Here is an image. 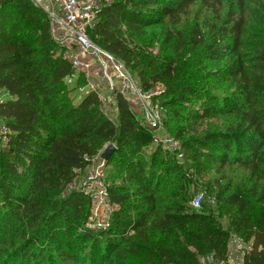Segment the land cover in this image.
<instances>
[{
	"label": "trees",
	"instance_id": "obj_1",
	"mask_svg": "<svg viewBox=\"0 0 264 264\" xmlns=\"http://www.w3.org/2000/svg\"><path fill=\"white\" fill-rule=\"evenodd\" d=\"M109 1L89 38L129 73L137 58L131 44L145 35L152 21L172 19L196 2L217 11L221 20L220 10L226 7L222 26L211 41L205 44L196 25L190 44L192 49L202 47L205 59L216 66L214 77L233 92L220 102L211 92L186 85L178 100L199 102L194 119L222 115L237 120L227 132L206 131L193 140L192 158L201 166L237 165L249 173L251 187L245 193H229V188L219 192L214 203L215 208L221 206L218 217L174 203L158 204L156 195L165 188L153 174L166 165L154 160L146 166L142 160V150L155 140L152 130L120 96L115 101L117 124L101 114L95 95L76 100L74 87L65 83L71 66L53 50L46 14L29 0H5L0 5V119L11 135L0 153V213L9 228L0 230V264L32 259L33 246L44 237L51 238L62 257L63 245L69 252L76 250L71 223L81 215L85 199L72 192L63 197L62 192L107 144L116 150L105 166L122 161L125 181L133 189L126 193L107 189L109 202L119 209L91 242L93 264L99 252L100 264H123L128 257L147 264H200L201 259L225 263L230 229L247 233L244 264H264V0ZM174 73L171 64L142 70L141 87L149 90ZM179 118L187 122L184 116ZM249 192L260 205L257 219L246 198ZM130 199L135 201L130 207L134 215L125 211ZM222 209L228 229L218 220ZM156 233L159 239L149 247ZM90 239L86 236L83 242ZM62 260L66 264L72 259Z\"/></svg>",
	"mask_w": 264,
	"mask_h": 264
},
{
	"label": "rangeland",
	"instance_id": "obj_2",
	"mask_svg": "<svg viewBox=\"0 0 264 264\" xmlns=\"http://www.w3.org/2000/svg\"><path fill=\"white\" fill-rule=\"evenodd\" d=\"M102 3L105 5L110 1L102 0ZM225 11L226 7L224 6L220 10L221 20H219L217 11L203 7L196 2L186 12L176 15L172 19L164 17L152 21L146 28L145 35L131 44L132 47H135L137 58L133 62L135 68L131 69L129 67L132 78L140 88L141 94L145 96L143 100L145 109L151 113H157L159 117L158 128L152 131L154 142L142 150V160L146 162V166L151 165L154 160L156 162L162 161L166 165L164 170L161 171L160 168H157L153 174L154 177L160 180V185L165 188V192L156 195L158 204L174 203L189 211H195L190 207V202L196 194L201 193L204 209L200 208L201 210L199 209L196 212H203L207 215L212 212L215 216L219 214H217V210L221 206L215 208L212 201L218 193L225 188H229V193H233L235 190L247 192L251 187L249 173L237 165L220 167L217 163L202 166L199 163L194 164L192 158L193 140L201 137L206 131L227 132L228 129L235 127L237 120L222 115L194 119L192 115L199 109V102L193 99L187 103H180L178 97L182 94V89L186 85H191L193 88L202 91H209L219 97L220 102H222L223 97L233 92L227 84L214 77L216 66L205 59L202 47L192 49L190 44L191 35L196 25L205 44H208L212 35H216L218 28L222 26ZM53 42V50L56 52V56L62 55L65 49L54 40ZM170 64L175 67L172 79L166 80L164 83H156L149 90L142 89L139 78V73L142 70L152 68L155 65L163 69ZM98 92L102 97V100L99 101V111L114 124H117V112L113 109L114 105H111L112 93L105 87L99 89ZM73 103L76 102L73 101ZM139 109L142 110L139 105L135 108L130 106V110L136 115L139 122L147 125L143 113ZM179 116H184L187 122H181ZM106 146L97 152V156L88 167L76 172L73 183L68 185L62 192L63 197L72 192L77 195L81 194L85 199L81 215L71 223L73 230L70 233L73 234L77 243L76 250L69 252L65 245L61 248L64 254L63 257H71L72 259L68 260L66 264H93L89 259L92 248L91 242L97 238L100 231L107 228L113 214L119 209L117 205H112L109 202L108 196L103 197L100 190L111 188L116 193H126L133 189L130 185L131 182L125 181L127 177L122 168V161L116 160L107 167L105 165L101 167L103 151ZM5 150V143L0 141V153ZM157 153H160L161 157L158 158ZM167 168H169V171L166 170ZM17 195H20V193H17ZM246 198L252 203V218L257 219L260 205L250 192L247 193ZM134 203L135 201L130 199L125 204V211L132 213L131 215H134L130 208L134 207L132 206ZM222 212L223 214L218 220L221 221L225 229H228L227 215L224 209H222ZM2 215L0 213V230L3 227L8 230L9 228L5 227L6 223L4 222L6 221L3 220ZM230 233L232 237L228 250L235 249V252L232 250L231 258L233 262L238 263L249 245L246 240L247 233H238L235 232V229H230ZM86 236H91V239L83 242ZM158 239L159 234H154L149 241V247H152V243ZM98 241H102V238H98ZM6 245H8L6 249L9 253L12 247L9 242ZM56 248L57 246L51 238H40L32 248V259L29 258L20 264H65L62 260L63 257L58 255L59 252L56 251ZM100 254L101 252L98 253V260L94 264L101 263ZM151 254L157 259L153 250ZM75 258L76 260H74ZM6 261L8 262L9 258H6ZM126 263L147 264L139 258L133 257L123 260V264ZM200 264H209V261L201 259ZM226 264L233 263L226 262Z\"/></svg>",
	"mask_w": 264,
	"mask_h": 264
},
{
	"label": "built area",
	"instance_id": "obj_3",
	"mask_svg": "<svg viewBox=\"0 0 264 264\" xmlns=\"http://www.w3.org/2000/svg\"><path fill=\"white\" fill-rule=\"evenodd\" d=\"M5 0H0V5ZM33 6L40 9L49 20L52 39L61 45L65 51L60 56L67 61L72 72L65 78L69 87H74L75 98L80 100L90 95H95L99 101V89L105 87L113 95L111 105H114L117 97H121L128 106L139 105L142 110L147 126L152 130L158 128V114L147 111L143 105L145 96L132 78L124 65L111 54L95 45L89 38V32L99 21L100 11L103 8L102 0H29ZM67 49V50H66ZM2 98L0 97V104ZM129 106V108H130ZM11 132L0 119V141L5 145L10 138ZM104 165L102 163L101 167ZM101 173V172H100ZM103 197H107L106 189L100 190ZM203 195L196 194L190 207L199 210L202 207ZM215 203V199L212 204ZM232 250L227 251L226 262L244 264V256L249 250V245L238 263L233 262ZM216 263L210 260L209 264Z\"/></svg>",
	"mask_w": 264,
	"mask_h": 264
},
{
	"label": "water",
	"instance_id": "obj_4",
	"mask_svg": "<svg viewBox=\"0 0 264 264\" xmlns=\"http://www.w3.org/2000/svg\"><path fill=\"white\" fill-rule=\"evenodd\" d=\"M115 147L113 144H108L104 151H103V162L104 165L110 160L111 156L113 155V153L115 152Z\"/></svg>",
	"mask_w": 264,
	"mask_h": 264
}]
</instances>
